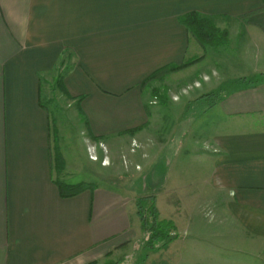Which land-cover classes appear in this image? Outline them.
<instances>
[{
    "label": "crops",
    "instance_id": "0c3cea01",
    "mask_svg": "<svg viewBox=\"0 0 264 264\" xmlns=\"http://www.w3.org/2000/svg\"><path fill=\"white\" fill-rule=\"evenodd\" d=\"M188 14L228 33L222 43L232 54L230 78L204 93L224 91L204 111L218 123L211 124L207 182L221 198L203 204L213 212L221 205L228 216L226 231L213 232L222 246L209 250L245 254L223 257L224 264H264V0H0V264L100 263L135 237L126 196L98 186L60 195L57 182L71 174L56 172L45 99L63 76L88 139L126 151L131 179L141 168L139 149L147 147L146 158L164 149L159 139L147 143V110L156 104L142 83L166 66L198 60L191 70L205 61L204 46L181 22ZM171 243L160 260L180 250Z\"/></svg>",
    "mask_w": 264,
    "mask_h": 264
},
{
    "label": "rangeland",
    "instance_id": "374dc122",
    "mask_svg": "<svg viewBox=\"0 0 264 264\" xmlns=\"http://www.w3.org/2000/svg\"><path fill=\"white\" fill-rule=\"evenodd\" d=\"M225 39L228 40V33L222 41ZM204 48L206 58L198 67L186 70L187 67L180 70L181 73L176 76L166 78L163 83L152 82L148 87L150 101L156 105L147 110L148 116H151L150 124L143 129L150 135L148 144L151 139H159L163 142L164 149L156 158L153 154L149 158L142 156V151L147 147L144 150L139 149L135 160L141 168L139 167V170L137 166L139 171H134L130 175L131 179H127L125 173L130 168L126 151L121 150L120 155H117L112 140L95 143L88 139L85 120L79 115L77 106L57 90V80L52 83V100L45 99V105L54 115L51 119L54 160L58 163L60 155H63L61 158L64 168L71 174L65 182H85L91 186L103 187L105 190L126 196L133 202L129 205V211L132 213L135 237L98 264H106L109 261L113 264H224V258L227 263L232 259L234 261L236 256L245 255H224L210 253L209 250L210 244L215 247L222 246L223 243V238H214L213 232L223 234L228 228V216L227 213L223 215V206H217V210L213 212L208 204H203V201L212 197L221 198L218 194L213 196L210 183L207 182L209 169L212 167L209 136L214 125L218 123H211L212 117L205 116L202 111L203 107L206 108L216 98L206 97L203 101L193 103L192 107L190 102L196 97L198 100L205 96L212 85L230 78H227L225 66L230 64L232 54L227 48L224 49L223 45H209ZM204 72L208 76L203 75ZM195 86L199 87L198 90ZM165 141L172 142L166 147ZM155 145V150H158L157 143ZM128 156L131 159V155ZM118 157L120 161L112 164L111 160L116 161ZM145 198L155 199L161 220L168 219L167 221H174L178 225L180 234L171 246H180V250L168 254L166 260H160L159 251L145 247L147 237L140 226L141 220L136 216L137 201ZM178 200L181 205H171ZM173 232L172 236H175ZM235 244L239 246L240 242L235 240Z\"/></svg>",
    "mask_w": 264,
    "mask_h": 264
},
{
    "label": "trees",
    "instance_id": "16d2710c",
    "mask_svg": "<svg viewBox=\"0 0 264 264\" xmlns=\"http://www.w3.org/2000/svg\"><path fill=\"white\" fill-rule=\"evenodd\" d=\"M181 22L183 23L184 26L188 28V30H190V32L193 34V36L198 40V42L202 46L207 47L209 45L210 46L223 45L222 38L226 36V32H221L218 28H216L210 19L203 17L199 14H188L181 18ZM196 61L198 60L185 62L182 65H178V66H166L156 71L151 76H149L142 83L141 87L143 89L148 88L150 87V84L153 81L157 79L163 80L167 74L185 69ZM56 88L70 99L72 98L67 88L65 87L63 76L58 77L56 81ZM222 92L224 91L220 90L217 92L207 94L196 100V102L203 101V99H205L206 97L216 98L213 99L212 103H210L206 108L205 107L202 108V111L204 112L207 108L211 107L217 101L222 99L221 96L223 94ZM77 99H78V104H80V102L84 99V96H80ZM137 130L138 129L130 130L127 133H134ZM61 157L62 155H60V160L58 163L55 162V169L56 172L58 171V174L61 173V171L64 169V162ZM57 185L60 191V195L64 198L75 197L80 193H82L83 191H85L86 189L92 187L91 184L88 183L81 182V183L73 184V183L64 182L62 180H59L57 182ZM149 200H151L150 205L148 203ZM137 214L141 220V227L143 233L147 237L145 239V247L151 250L160 251L161 249L167 247L173 240L177 238V236H172V232L175 231V225L173 221L160 219L158 208L155 205L154 198L139 199L137 201ZM90 264H98V263L93 262ZM106 264H113V262L109 261Z\"/></svg>",
    "mask_w": 264,
    "mask_h": 264
},
{
    "label": "built area",
    "instance_id": "2783aa9c",
    "mask_svg": "<svg viewBox=\"0 0 264 264\" xmlns=\"http://www.w3.org/2000/svg\"><path fill=\"white\" fill-rule=\"evenodd\" d=\"M92 159H96L95 157H92Z\"/></svg>",
    "mask_w": 264,
    "mask_h": 264
}]
</instances>
